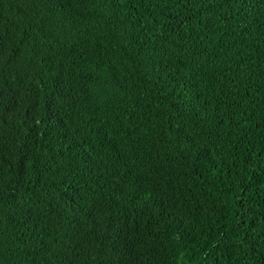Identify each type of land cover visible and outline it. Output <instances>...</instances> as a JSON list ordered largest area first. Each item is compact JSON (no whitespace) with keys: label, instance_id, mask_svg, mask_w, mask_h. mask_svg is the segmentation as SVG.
<instances>
[{"label":"trees","instance_id":"16d2710c","mask_svg":"<svg viewBox=\"0 0 264 264\" xmlns=\"http://www.w3.org/2000/svg\"><path fill=\"white\" fill-rule=\"evenodd\" d=\"M0 264H264V0H0Z\"/></svg>","mask_w":264,"mask_h":264}]
</instances>
